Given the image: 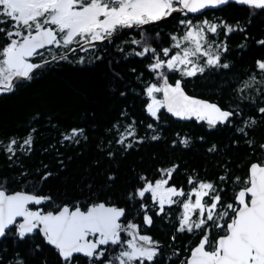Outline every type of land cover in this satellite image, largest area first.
I'll return each mask as SVG.
<instances>
[{
    "label": "trees",
    "instance_id": "trees-1",
    "mask_svg": "<svg viewBox=\"0 0 264 264\" xmlns=\"http://www.w3.org/2000/svg\"><path fill=\"white\" fill-rule=\"evenodd\" d=\"M189 20H207L236 29L225 34L226 29L220 27L214 36L221 45V63L229 64L227 69L206 68L203 75L183 81L188 95L237 113L229 122L210 128L197 120H174L165 109L160 110L158 120L152 118L146 112L150 103L146 87L159 83L148 69L152 54L137 56L141 46L132 40L116 39L90 51L83 64L78 62L80 55L70 54L68 60L52 61L37 69L30 82H21L13 92L0 94V145L17 141L14 155L0 148V184L7 192L50 197L42 204L44 211H56L57 206L64 205L85 209L99 202L123 208L127 222L140 225L158 242L160 251L154 264H180L200 238V234L176 230L179 221L174 217L180 204L157 215L147 196L144 200L129 199L130 194L142 188L145 181L160 179L161 170L175 166L170 186L187 192L191 187L189 177L212 182L223 189L222 202L231 203L233 189L240 188L233 182L235 177L243 179L247 175L248 166L258 158L264 144V114L258 112L264 107V73L257 68V61H264V44L259 43L264 40V10L228 4ZM180 22L179 16H174L145 28L144 35L151 38L149 43L161 59L166 58L161 50L170 47L171 35L181 34ZM6 42L0 33V48ZM97 56L100 58L94 59ZM43 59L39 57L34 63ZM253 75L261 83L253 81L251 88L238 93L237 89ZM169 76L173 84L181 78L176 73ZM251 120L257 123L245 127V121ZM129 125L135 136H128L121 145L120 134L126 135ZM241 128L247 135L239 131ZM72 129H83V135L76 138L79 143L64 140ZM153 135L160 138L153 140ZM29 137L30 146L24 143ZM182 139L189 141L187 146ZM128 143L132 147L126 149ZM213 146L215 151H209ZM221 176L226 180L221 181ZM141 204L148 205L147 215L153 219L149 228L144 225L146 212ZM111 253L110 247L106 257ZM17 259L25 264H63L42 236L20 240L13 228L12 234L0 239V264H15ZM79 264H87V258L79 257Z\"/></svg>",
    "mask_w": 264,
    "mask_h": 264
},
{
    "label": "snow or ice",
    "instance_id": "snow-or-ice-1",
    "mask_svg": "<svg viewBox=\"0 0 264 264\" xmlns=\"http://www.w3.org/2000/svg\"><path fill=\"white\" fill-rule=\"evenodd\" d=\"M233 2L254 10H264V0H0V33L7 41L0 48V94L13 92L21 82H30L35 71L45 64L68 60L69 54L77 52V48L71 45H77L83 52H94L96 42L111 43L112 38L123 30L136 28L141 30V39L132 43L141 46V51L135 55L143 57L152 54L153 63L148 69L159 81L146 87L150 100L146 112L158 120L160 110L165 109L181 120L195 118L215 128L218 123L229 122V118L237 113L189 96L183 81L198 74L203 75L206 68L227 69L229 64L221 63L218 52L213 53L214 41L208 40L205 29L214 35L220 27L226 29L225 34L236 29L207 20L195 25L191 20H182L181 23L188 30L179 38L171 35L174 43L161 50L163 56L167 57L165 60L151 47V38L144 35L146 30L143 26L164 20L174 12L196 14ZM259 43L264 44V40ZM220 47L217 45V48ZM173 48L179 51L172 53ZM224 51H227L226 47ZM49 55L51 59L47 58ZM35 57H44L43 62H32ZM201 57L205 58L203 65L199 63ZM78 62L83 64L85 58L81 57ZM257 68L264 73V61H257ZM170 73L179 74L181 78L176 79L174 84L170 83ZM251 80L261 83L255 75ZM251 87L252 83L245 81L237 92L243 93ZM156 94H162V98L158 99ZM251 102L255 103V100ZM258 112L264 114V107L258 108ZM256 123V120L245 121V127H252ZM148 127L153 129L152 124ZM239 131L247 135L243 128ZM125 132L127 134L121 133L118 140L121 145L125 144L128 136H135L132 125ZM82 135L83 129H72L64 140L79 143L76 138ZM159 138L158 135L152 136L153 140ZM16 143V140H12L8 145H0V148L14 155L13 145ZM24 143L30 146L31 137ZM181 143L187 146L189 141L182 139ZM131 147L132 143L125 145L126 149ZM260 147L264 149V144ZM209 151H215V146ZM174 171L175 166L161 170L166 178L154 183L145 181V185L130 194L129 199L138 197L144 200L146 194H150L153 206H158L157 215L165 213V205L182 206L183 212L176 230L200 234V239L181 264H264V161L252 163L243 179L235 177L233 182L239 184L240 188L238 191L233 189V202L227 204L222 202L220 195L223 189H217L212 182L189 177L191 187L187 192L169 186ZM219 179L224 181L226 176ZM174 197L184 199L176 200ZM50 199L23 191L8 193L0 184V237L12 234L13 228L20 240L40 235L47 245L55 249L63 264H79V257L87 258V264H97V261L101 264H154L159 254L158 242L141 235L138 225L130 221L122 223L125 209L104 203L93 204L83 210L79 205L57 206L55 212L30 207ZM140 207L146 212L145 225L152 226L153 219L147 215L148 205L141 204ZM194 215L196 219H193ZM17 218H21L22 222H18ZM213 229L217 235L212 234ZM122 233L126 234L125 237H122ZM109 247L113 253L106 257ZM15 264L25 262L17 259Z\"/></svg>",
    "mask_w": 264,
    "mask_h": 264
},
{
    "label": "flooded vegetation",
    "instance_id": "flooded-vegetation-1",
    "mask_svg": "<svg viewBox=\"0 0 264 264\" xmlns=\"http://www.w3.org/2000/svg\"><path fill=\"white\" fill-rule=\"evenodd\" d=\"M178 6V5H177ZM201 15V14H200ZM193 15H191V14H184V13H181L180 15H179V20L181 19V21L183 20V21H185V20H189L190 19V17H192ZM181 23V22H180ZM120 38H123V39H128V40H140L141 39V30L140 29H136V28H133V29H126V30H123L122 32H121V34L120 35H117V36H114L113 38H112V42L113 41H115L116 39H120ZM111 42V43H112ZM111 43H109L108 41H103V42H96V44H95V50H99V49H101V48H104V47H106L107 45H110ZM70 47H76L77 48V52L75 53V54H78V55H80V58L81 57H84V58H86L87 56V54L89 53V52H83V51H80L79 50V47L77 46V45H71ZM43 51V50H42ZM58 51V50H57ZM75 54H73V55H75ZM39 57H35V58H33L32 59V62H35L37 59H38ZM207 124V123H206ZM258 161H264V149H262L261 148V150H260V152H259V156H258V158L256 159V160H254V161H252L251 163H250V165L252 164V163H254V162H258ZM249 165V166H250ZM249 166H248V169H249ZM247 173H248V171H247ZM237 190L236 191H238L239 190V188L237 187L236 188ZM233 197H234V195H233ZM232 203V202H231ZM31 208H36V207H34V206H32ZM121 222L122 223H124V224H127L128 222L124 219V217L121 219ZM136 225H138V224H136ZM144 225H145V223H144ZM139 226V232H140V234L141 235H147V236H149V237H151L150 235H148V234H146L145 232H143V230H142V228H141V226L140 225H138ZM146 227H148L149 228V226H146ZM215 233V235H217V233H216V231L214 232ZM125 235L126 234H124V233H122V237H125ZM127 238H129L130 239V237H127ZM152 238V237H151ZM200 239V238H199ZM198 243V242H197ZM197 243H195L191 248H193ZM110 248V247H109ZM190 248V249H191ZM190 249L188 250L189 252H190ZM160 251V246H159V248H158V252ZM189 256V253H188V255L185 257V259L187 258ZM180 264H181V262H180Z\"/></svg>",
    "mask_w": 264,
    "mask_h": 264
},
{
    "label": "rangeland",
    "instance_id": "rangeland-1",
    "mask_svg": "<svg viewBox=\"0 0 264 264\" xmlns=\"http://www.w3.org/2000/svg\"><path fill=\"white\" fill-rule=\"evenodd\" d=\"M185 21H187V20H185ZM202 22L203 21H200V22H192L194 25L195 24H202ZM214 24H217V22H213ZM182 24V23H181ZM219 25H221V24H219ZM182 32H181V34H176V36L179 38V37H181V36H183L185 33H186V31L188 30V28H187V26L186 25H184V24H182ZM219 29V28H218ZM205 31H206V35H207V38H208V40L209 41H214V43L212 44V50H213V53L214 54H216L217 52L219 53V48H217V45H219V42H217L216 40H215V37H217L216 35L217 34H212V33H207V30L205 29ZM213 35V36H212ZM215 36V37H214ZM211 39H213V40H211ZM174 42L172 41V43L170 44V47H171V45L173 44ZM205 47H207V45H205ZM173 50V52L172 53H175V52H177V51H179L178 49H175V48H173L172 49ZM172 53H170V55L172 54ZM165 60L167 59V57L166 58H164ZM204 59L205 58H203V57H201L200 58V60H199V63L201 64V65H203L204 64ZM250 81V83H252L253 81L251 80V79H249ZM158 98V97H157ZM159 99V98H158ZM163 178H166V177H163V176H161V178L160 179H163ZM160 179H158V180H160ZM170 186V185H169ZM146 196H147V198L150 200V205H151V207H156V211H158V206H153V203H152V200H151V198H150V194H146ZM207 198V197H206ZM205 198V199H206ZM174 199H176V200H182V199H184V198H182V197H174ZM194 199V198H193ZM175 204H173L171 207H173ZM170 207L168 206V205H165V211H166V209H169ZM182 212H183V208H182V206L180 205V208H179V210H178V212H177V214H176V217H174L175 219H177L178 221H180V218H181V214H182ZM193 219H196V216L194 215L193 216ZM179 226V225H178ZM185 260V258H182V260H181V262L182 261H184Z\"/></svg>",
    "mask_w": 264,
    "mask_h": 264
},
{
    "label": "water",
    "instance_id": "water-1",
    "mask_svg": "<svg viewBox=\"0 0 264 264\" xmlns=\"http://www.w3.org/2000/svg\"><path fill=\"white\" fill-rule=\"evenodd\" d=\"M229 4H236V5H239V6H247V5H241V4H237V3H229ZM228 5V4H227ZM224 6H226V5H223V6H220V7H216V8H207V9H204L202 12H200V13H196V14H193V13H188V14H192V15H200V14H202L203 12H205V11H207V10H216V9H219V8H222V7H224ZM248 7V6H247ZM181 13L180 12H174L170 17H168V18H171V17H174V16H179ZM168 18H166V19H168ZM163 20H161V21H158V22H156V23H153V24H149V25H145V26H143L144 27V29L145 28H147L148 26H153V25H156V24H159V23H161ZM42 51V50H41ZM70 55V54H69ZM187 94V93H186ZM190 96V95H189ZM161 97H162V94H161ZM192 97H194V96H192ZM195 98H198V99H201V100H203V101H206V102H209V103H213V104H216V103H214V102H210V101H207V100H205V99H202V98H199V97H195ZM217 105V104H216ZM219 106V105H218ZM222 109V108H221ZM222 110H224V109H222ZM166 111V110H165ZM225 111H228V110H225ZM167 112V111H166ZM230 112V111H229ZM167 114L170 116V117H172L174 120H177V121H191V120H196L195 118H193V119H191V120H181V119H179V118H177V117H174V116H172L170 113H168L167 112ZM231 118V117H230ZM229 118V119H230ZM198 123H206V122H204V121H200V122H198ZM16 192H20V191H16ZM23 192H25V191H23ZM11 193H15V192H11ZM26 193H29V192H26ZM39 196V195H38ZM99 203H104V202H99ZM106 206H113V205H108V204H106V203H104ZM32 206H34V207H36V208H33V210H35V209H41V210H43V208H42V204L41 205H30V207H32ZM91 206V205H90ZM71 207V206H70ZM116 207V206H115ZM117 208H120V207H117ZM123 209V208H122ZM83 210V209H82ZM44 211V210H43ZM53 212H55V211H53ZM123 218V217H122ZM121 218V219H122ZM18 219V222H22V219L21 218H17ZM2 237H0V239H1ZM51 247V246H50ZM51 248H53V247H51ZM54 249V248H53Z\"/></svg>",
    "mask_w": 264,
    "mask_h": 264
}]
</instances>
